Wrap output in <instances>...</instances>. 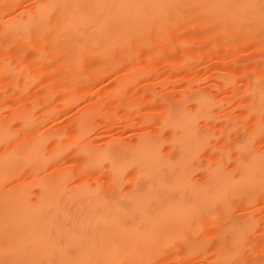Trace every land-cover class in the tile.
<instances>
[{
	"label": "bare ground",
	"instance_id": "bare-ground-1",
	"mask_svg": "<svg viewBox=\"0 0 264 264\" xmlns=\"http://www.w3.org/2000/svg\"><path fill=\"white\" fill-rule=\"evenodd\" d=\"M50 3L53 11L57 9L55 13H65L58 30H102L86 39L53 43L58 46L54 47L56 52H62L67 45L78 50L75 56L69 53L70 61H66L74 69L61 77L72 87L79 84L81 77L78 66L82 51L92 55L97 74L99 70L103 73L134 59L136 51L143 47L156 52L152 41L166 43L172 33L193 25L202 27L205 39L218 37L226 43L239 35L264 47V0ZM95 7L104 15H97ZM84 20L92 22L82 26ZM31 23L37 21L21 20L15 26ZM106 25L111 27L104 28ZM131 73V78L137 75L136 71ZM129 82L130 79L119 81L115 89L122 91ZM163 98L168 102L164 124L170 133L161 138L145 131L134 143H124L119 138L102 145L79 138L65 142L62 132L40 131L38 116L19 112L16 116L23 132L26 137L30 134L25 139L0 116V264H164L176 244H188L190 252L200 250L205 241L196 236L199 226L218 220L224 224L216 232L220 243L211 264H246L241 247L255 219L232 215L231 198L264 188V149L252 146L253 137L264 126L257 124L254 134L222 149L214 163L203 164L207 179L201 183L191 173L192 160L210 144L212 131L204 129L200 120L212 115L214 106L222 103L204 90L194 93L193 106L187 101ZM248 99L250 110L260 116L264 112L262 79L252 80ZM94 110L83 109L75 127L82 130L93 124L97 115ZM51 113L50 109L43 115ZM224 124L238 125L239 120L228 116ZM48 140L54 143L50 150L46 148ZM66 148L81 149L76 156L80 172H104L110 185L70 183L74 170L68 166L46 170ZM22 171L28 172L31 179L14 182ZM125 173L131 180L128 191L122 189L127 180ZM200 216L204 218L202 223Z\"/></svg>",
	"mask_w": 264,
	"mask_h": 264
},
{
	"label": "rangeland",
	"instance_id": "rangeland-1",
	"mask_svg": "<svg viewBox=\"0 0 264 264\" xmlns=\"http://www.w3.org/2000/svg\"><path fill=\"white\" fill-rule=\"evenodd\" d=\"M53 7L50 0H0V116L10 121L18 130L19 137L20 134L25 139L30 137L29 133L26 137L21 120L16 116L19 112H26L38 116L40 131L62 132L65 142L79 138L102 145L112 138H119L124 143H134L145 131L166 138L170 128L164 124L168 102L163 97L168 96L175 102L187 101L189 106H193L194 93L204 90L222 104H216L212 115L200 120L204 129L212 131L211 142L193 158L191 173L203 183L207 179L203 164L214 163L222 149L231 147L233 142L247 134H254L257 124L264 126V112L260 116L253 113L248 99L252 80L259 78L264 83V47L258 46L253 39L236 35L232 41L222 43L218 37L205 39L202 27L199 29L193 25L172 33L166 42L169 45L163 41H152L151 45L157 47L156 52L143 47L136 51L134 59L103 73L99 70L98 74L92 65V55L80 49L83 54L78 66L81 77L79 84L72 87L61 77L71 70V62L66 61H70L71 55L78 54V50L75 52V47L71 49L66 44L69 50L66 47L61 52L53 43L86 39L99 35L102 30H58V22L65 13L57 14ZM93 11L104 15L96 7ZM21 20H36L37 24H23L21 28L15 26ZM82 22V26H87L92 21ZM107 27L111 26H104ZM54 47L60 52H56ZM182 59L186 62L183 63ZM133 71L137 75L131 78ZM128 79L130 82L122 91L115 89L119 81ZM68 96L74 99L71 101ZM86 107H94L97 115H94L93 124L80 130L75 127V120ZM50 109L51 115H43ZM228 116L236 117L239 124L226 126L224 119ZM227 130L231 132L226 133ZM53 146V141L48 140L46 148L50 150ZM252 146L264 149V130L256 133ZM79 150L63 149L61 158L48 165L46 170L68 166L74 170L70 183L99 182L108 187L110 180L106 173L79 171L80 163L76 160ZM125 177L127 180L122 189L128 191L130 175L125 173ZM24 179H31L26 171H22L14 182ZM231 206L232 215L255 219L243 240L242 261L264 264V188L233 196ZM223 224L220 220L208 225L202 223L196 236L202 237L205 245L196 252H190L188 244H176L164 264H211L220 243L216 232Z\"/></svg>",
	"mask_w": 264,
	"mask_h": 264
}]
</instances>
